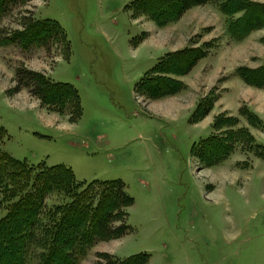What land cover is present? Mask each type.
Here are the masks:
<instances>
[{"label": "rangeland", "instance_id": "rangeland-1", "mask_svg": "<svg viewBox=\"0 0 264 264\" xmlns=\"http://www.w3.org/2000/svg\"><path fill=\"white\" fill-rule=\"evenodd\" d=\"M134 1L31 0L1 18L0 36L46 19L64 32L49 49L0 46L1 148L29 165H64L77 182L125 184L134 199L127 220L132 232L98 242L78 264H104V253L118 259L147 254L149 264H264V90L236 74L239 67L264 65V28L240 42L231 39L229 19L218 8L223 0L159 26L132 12ZM184 49L206 56L187 74L172 76L182 89L157 99L137 93L146 72ZM21 67L72 85L81 118L69 122L27 90L13 93ZM206 100L213 101L210 112L191 123ZM242 109L263 127L250 125ZM218 118L233 119L232 129L243 128L254 141L232 143L230 154L205 165L193 147L230 130L215 129ZM58 200L51 195L46 205Z\"/></svg>", "mask_w": 264, "mask_h": 264}, {"label": "trees", "instance_id": "trees-1", "mask_svg": "<svg viewBox=\"0 0 264 264\" xmlns=\"http://www.w3.org/2000/svg\"><path fill=\"white\" fill-rule=\"evenodd\" d=\"M26 1L31 0H0V20ZM210 2L136 0L131 11L139 10L164 26L179 20L188 10ZM218 8L229 19L226 32L235 41L240 42L264 28V4L223 0ZM30 23L33 24L24 32L0 36V46L20 44L26 48L35 45L49 49L50 42L64 35L56 21ZM260 42L264 45V37ZM205 56V51L200 49L165 55L137 83V93L149 99L175 94L182 89V83L172 76L187 74ZM236 74L245 84L264 90V65L256 69L239 67ZM14 83L13 93L27 90L41 106L66 113L69 122L81 118L80 97L72 85L52 83L42 74L24 67L16 70ZM212 103V100L200 102L190 122L206 117ZM243 114L250 125L263 127L254 114L242 109L240 115ZM232 123L234 120L230 118L216 119L215 129L228 126L230 130L223 137L213 136L194 145L193 153L203 164L220 162L230 154L232 143L253 140L243 128L232 129ZM1 141L0 138V204L4 205L5 214L0 218V264H78L98 242L123 238L132 232L127 220L134 199L122 181L77 182L74 173L64 165L48 167L43 162L33 166L10 157L2 150ZM51 195L59 200L46 205ZM101 257L104 264H149V255L142 253L125 259L105 253Z\"/></svg>", "mask_w": 264, "mask_h": 264}]
</instances>
